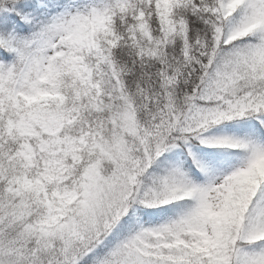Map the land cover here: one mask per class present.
Instances as JSON below:
<instances>
[{
	"label": "snow or ice",
	"instance_id": "obj_1",
	"mask_svg": "<svg viewBox=\"0 0 264 264\" xmlns=\"http://www.w3.org/2000/svg\"><path fill=\"white\" fill-rule=\"evenodd\" d=\"M0 264H264V0H0Z\"/></svg>",
	"mask_w": 264,
	"mask_h": 264
}]
</instances>
